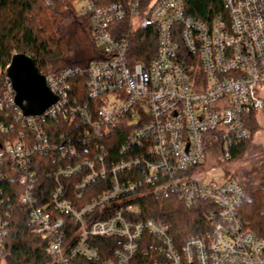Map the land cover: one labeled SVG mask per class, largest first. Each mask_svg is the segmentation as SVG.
Instances as JSON below:
<instances>
[{"label":"built area","instance_id":"2783aa9c","mask_svg":"<svg viewBox=\"0 0 264 264\" xmlns=\"http://www.w3.org/2000/svg\"><path fill=\"white\" fill-rule=\"evenodd\" d=\"M84 1L81 17L91 28L97 56L84 66L47 76L46 86L57 98L56 105L39 118H24L16 109L29 134L0 147V179L7 162L21 171L20 204L34 209L29 223L34 234L50 241L51 264H70L78 257L95 264H143L136 256L144 233L156 241L153 248L158 254V260L146 264H264V241L248 231L241 218L243 189L232 179L215 177L206 186V176L217 168L198 170L206 162L204 135L221 133L219 157L229 163L230 146L249 138L243 118L264 111V0H227V18L217 17L209 27L186 17L178 0H157L146 14L147 24L158 31L157 53L147 65L130 62V38L116 37L113 29L126 19L131 27L139 26L141 0H128L126 8L105 9L98 8L95 0ZM177 35L188 55L198 60L202 75L198 85L189 82L176 61ZM84 77L90 98L100 101L94 122L91 110L72 103L68 96V83ZM47 118L70 125L80 122L86 130L78 141L83 150L100 149L98 162L108 158L98 141L116 128L126 130L128 149L143 147L147 157L130 160L129 156L109 171L86 159L71 164L67 158L80 159L82 154L72 143L57 147L48 142L42 129ZM0 133H7L3 126ZM54 153L64 165L57 163ZM34 157L50 159L55 169L49 178L58 182L56 198L41 208L33 193L39 181L30 167ZM140 166L146 170L144 184L153 187V194L175 196L188 209L207 204L210 227L202 236L178 245L161 221H136L142 210L130 202L140 198L138 187L124 186L119 176ZM60 179L74 183L77 204L60 199L64 192ZM99 180L111 189L85 198L81 191ZM7 227L0 218V257L6 250ZM89 238L122 242L112 258L102 262L99 252L88 247Z\"/></svg>","mask_w":264,"mask_h":264},{"label":"trees","instance_id":"16d2710c","mask_svg":"<svg viewBox=\"0 0 264 264\" xmlns=\"http://www.w3.org/2000/svg\"><path fill=\"white\" fill-rule=\"evenodd\" d=\"M69 11H73V5L81 0H56ZM100 9H105L113 5H121L126 8L128 0H95ZM157 0H141L139 2L140 24L137 28L131 27L128 19L114 25L115 36L127 35L130 38L129 60L132 64H149L157 53L158 31L147 24L146 14L150 11ZM184 9L186 17L198 21L206 26H211L217 17L227 18V0H178ZM70 15V14H69ZM71 16V15H70ZM147 20V21H146ZM75 21L82 24L84 30L88 33L92 47L96 51L94 39L92 38L91 28L84 18L79 17ZM180 36L177 35L178 52L176 54L177 63L185 70L189 82L198 85L202 82L200 65L198 60L186 52L183 45L180 44ZM94 51V52H95ZM14 56H26L33 60L38 73L46 78L49 75H56L65 69L79 67L77 63L71 64L68 58V44L63 34L62 18L55 11L51 0H0V101L2 111H0V126L6 129L7 133H0V147L4 143L17 139L20 134H29L27 127L20 123L16 108L13 105L14 96L9 90V81L5 76ZM91 60V61H92ZM83 64V63H82ZM68 96L70 101L75 102L80 107L86 106L91 110L92 121H96L98 113H95V105L98 109L100 104L98 99L90 98V92L87 88L86 78L75 79L68 83ZM261 113V112H260ZM250 114L243 118L244 129L249 133V138L228 149L230 162L242 160L247 155L252 144V139L261 130V121L259 114ZM42 126L48 142L57 147H66L67 143H72L75 149L82 154L79 158H67L71 164L80 163L86 159L94 163L99 169L105 166L108 171L112 165L118 166L122 162H127L135 156H145L143 147L128 149L126 147L127 132L122 128H116L110 131L106 138L98 141L99 147L107 151L108 158L103 162H98L100 149L92 146L91 149L83 150L80 145L79 136L86 130L84 126L77 122L69 124L68 122L56 121L50 118L44 119ZM32 135V134H31ZM222 141L221 133L212 132L202 137V144L206 154V162L198 168L203 171L207 166L210 155L219 154L220 143ZM123 150V151H122ZM105 151V152H106ZM129 156H131L129 158ZM53 158L57 163L60 155L54 153ZM103 157V154L101 155ZM129 158V159H128ZM50 159L40 160L34 157L31 161V168L35 169L39 176L38 184L35 187L34 195L37 200V207L52 203L54 193L58 182L49 178L51 170L55 169ZM81 164V163H80ZM10 162L6 163L4 168V178L0 179V218L2 222L8 225L7 239H5V253L0 257V264H51L52 258L47 255L49 240L33 233L29 219L32 207L20 204V196L23 187L19 184L18 178L22 175L18 168H12ZM61 165H57L60 166ZM145 168L142 166L132 168L130 171L121 174L119 181L126 186L129 183L138 187L137 196L130 204L140 206L141 216L136 221L144 222L148 220L161 221L171 230V235L178 245H184L191 239L199 238L210 227L206 216L207 204H200L198 209H188L175 196L153 194V187L144 184ZM228 176L227 173H225ZM236 181L234 178H232ZM60 179L64 188L63 196L60 199L72 201L77 204L74 198L73 182ZM237 182V181H236ZM239 184V183H238ZM240 187H242L239 184ZM244 187H242L243 189ZM111 189L108 182L97 181L90 185L82 194L89 193L93 195L101 194ZM245 199L241 208V218L245 228L250 231L257 239L264 241V187L251 185L243 189ZM56 198V197H55ZM74 198V199H73ZM132 199V197H130ZM59 200V199H57ZM84 201V197H83ZM69 239V237H68ZM122 239L101 240L89 238L88 247L96 249L104 260H109ZM156 241L148 234L144 233L138 243L139 251L136 259L143 264L155 262L158 260V254L154 251ZM158 243V242H157ZM146 254V257L143 254ZM68 254V252L66 253ZM70 264H95L83 258H74Z\"/></svg>","mask_w":264,"mask_h":264},{"label":"rangeland","instance_id":"374dc122","mask_svg":"<svg viewBox=\"0 0 264 264\" xmlns=\"http://www.w3.org/2000/svg\"><path fill=\"white\" fill-rule=\"evenodd\" d=\"M51 1L53 2L55 11L62 18L63 34L68 44V58L71 64L77 63L78 66L79 64L81 66L86 65L96 55V51L92 47L88 33L84 30L82 24L75 21V19L82 16L86 1L81 0L75 3L73 11H69L71 16L66 9L61 7L58 1ZM259 117L261 130L252 139L251 147L244 159L228 163L223 161L218 153H214V157L210 155L207 167H216L217 169L214 173L210 174L211 176H206L204 182L206 186L210 185L211 178L215 177L216 179L234 178L245 190L251 185L264 187V111L259 114Z\"/></svg>","mask_w":264,"mask_h":264},{"label":"water","instance_id":"95a60500","mask_svg":"<svg viewBox=\"0 0 264 264\" xmlns=\"http://www.w3.org/2000/svg\"><path fill=\"white\" fill-rule=\"evenodd\" d=\"M5 76L13 93V105L24 118H39L57 103L32 59L14 56Z\"/></svg>","mask_w":264,"mask_h":264}]
</instances>
